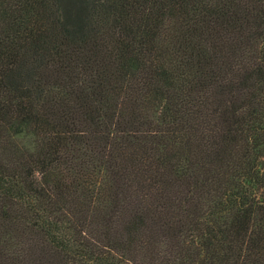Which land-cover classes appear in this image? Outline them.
<instances>
[{
	"label": "trees",
	"instance_id": "1",
	"mask_svg": "<svg viewBox=\"0 0 264 264\" xmlns=\"http://www.w3.org/2000/svg\"><path fill=\"white\" fill-rule=\"evenodd\" d=\"M0 264H264V0H0Z\"/></svg>",
	"mask_w": 264,
	"mask_h": 264
}]
</instances>
